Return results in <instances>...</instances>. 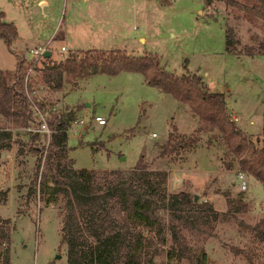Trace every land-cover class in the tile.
Returning a JSON list of instances; mask_svg holds the SVG:
<instances>
[{
	"label": "rangeland",
	"instance_id": "1",
	"mask_svg": "<svg viewBox=\"0 0 264 264\" xmlns=\"http://www.w3.org/2000/svg\"><path fill=\"white\" fill-rule=\"evenodd\" d=\"M47 1L41 7L38 0H0L5 22L18 27V39L10 48L0 40V69L13 74L19 57L29 58L28 50L47 42L53 60L91 50L152 55L170 73L200 76L207 91L225 96L243 133L264 139V55L238 58L225 52L227 25L244 43H249L251 31L226 19L222 3L216 5L219 13L210 18L201 0H136L135 5L133 0ZM62 46L66 51L60 54ZM76 82L57 91L41 89L40 79L31 83L32 99L55 107L50 116L68 124V159L73 169L128 170L142 157L151 170L166 173L167 194L185 190L197 202H209L224 212L225 193H229L248 203L249 212L242 218L246 224L264 216L262 187L247 176L239 180L236 172L225 171L224 148L216 134L199 131V123L186 107L149 86L141 74H97ZM95 117L104 119L105 125L95 123ZM0 130L12 135L9 147L0 152V222H6L11 233L10 264H66V247L60 245V205H46L40 198L43 159L36 177L46 141L42 137L34 141L31 130L2 118ZM170 133L185 140L196 138L198 143L177 155L162 156L160 146ZM159 216L167 220L165 212ZM202 238L213 264H248L233 250L243 249L248 238L235 224L217 223L212 236ZM161 249L158 244L157 250ZM253 252V264H264V247ZM154 264L167 262L156 257Z\"/></svg>",
	"mask_w": 264,
	"mask_h": 264
},
{
	"label": "trees",
	"instance_id": "2",
	"mask_svg": "<svg viewBox=\"0 0 264 264\" xmlns=\"http://www.w3.org/2000/svg\"><path fill=\"white\" fill-rule=\"evenodd\" d=\"M201 1L210 18L219 13L216 5L222 3L226 19L245 24L251 31L249 43H244L227 25V54L238 58L264 55V0ZM4 18L0 13V40L10 48L18 32ZM30 69L35 74L27 85L31 95V83L37 79L40 86L57 91L65 84H76L81 77L141 74L149 86L186 107L199 123V131L216 134L224 148L221 166L225 171L242 173L264 190V139L243 133L232 119L225 96L207 91L200 76H177L160 67L152 55L131 57L118 50L76 52L63 60L50 56L33 67L19 57L13 74L0 69V118L20 128L39 124L25 94ZM46 125L50 135L36 177L43 159L40 198L46 205H60V245L66 247V264H154L156 257L165 258L167 264H213L199 237H211L217 223H233L248 234L246 246L233 249L248 264H253L254 249L264 247V216L255 224H246L242 218L249 206L242 196L233 198L225 193L226 211L218 212L209 202H197L188 191L167 194L166 173L151 170L142 157L128 170L73 169L68 159V124L53 115ZM40 137L47 141L46 135L36 134L32 139ZM11 139L9 131L0 130V152L9 147ZM197 143L196 138L185 140L170 133L160 146V155H177ZM160 212L166 213L167 220ZM6 224L0 222V264H10L11 233ZM158 244L161 250H157Z\"/></svg>",
	"mask_w": 264,
	"mask_h": 264
},
{
	"label": "built area",
	"instance_id": "3",
	"mask_svg": "<svg viewBox=\"0 0 264 264\" xmlns=\"http://www.w3.org/2000/svg\"><path fill=\"white\" fill-rule=\"evenodd\" d=\"M49 45H50V42H47L46 44H44L43 46H40V47H37V48H33V49H30L28 50V53L29 54V58H27L26 56L25 57H22L25 61H27L28 63H30V65L33 67L34 65H38L41 63V61L45 58H43V54L47 51H49ZM66 51V48L65 47H60V54L64 53ZM33 72H32V69H30L28 72H27V75H26V78H25V94H26V97L28 98V100L31 102V105H32V111H33V116L39 121V124L38 126H34L32 125L31 127H33L32 129H30V127L27 128V130H31L34 134H37V135H46V138H47V141H46V146L48 144V140H49V135H50V131L48 130L47 128V120L50 119V113L52 111H56V108L55 107H51V106H47L46 104H44V106L41 108L39 106V103L41 101H36L34 102L32 97H31V93L29 92L28 88H27V85L29 84L30 82V78H33ZM41 89H44L45 87L43 86H40ZM232 119L235 123H237L238 119L236 116H232ZM94 122L97 123L99 126H104L105 125V120L100 118V117H95L94 118ZM68 132V129L66 131V134ZM237 174V177L239 178V180H243L244 179V175L242 173H239V172H236ZM245 188V183L242 182L241 184V189L244 190Z\"/></svg>",
	"mask_w": 264,
	"mask_h": 264
},
{
	"label": "crops",
	"instance_id": "4",
	"mask_svg": "<svg viewBox=\"0 0 264 264\" xmlns=\"http://www.w3.org/2000/svg\"><path fill=\"white\" fill-rule=\"evenodd\" d=\"M79 1H83L84 3H90V2H94V1H97V0H79ZM104 1L105 0H98V2L99 3H104ZM135 2L137 3V1L136 0H133V5H135ZM165 2H167V0H165ZM202 2V1H201ZM201 2H199L200 4H201ZM168 3V2H167ZM46 4H48V1L47 0H38V2H37V5H40L41 7H43V6H45ZM203 4V3H202ZM134 8H135V6H134ZM161 8V7H160ZM0 13H2L4 16H5V18H4V22L6 21V14L5 13H3V12H0ZM12 24H14V23H12ZM14 26L16 27V29H17V32H18V27L14 24ZM140 41L141 42H144L145 40L144 39H140ZM64 47V46H63ZM66 48V47H65ZM179 105V104H178ZM180 107H181V105H180ZM230 112V111H229ZM232 114V113H231ZM235 171H229V173H234ZM227 173V172H226ZM253 180V179H252ZM256 182V181H255ZM257 183V182H256ZM240 188V187H239Z\"/></svg>",
	"mask_w": 264,
	"mask_h": 264
},
{
	"label": "water",
	"instance_id": "5",
	"mask_svg": "<svg viewBox=\"0 0 264 264\" xmlns=\"http://www.w3.org/2000/svg\"><path fill=\"white\" fill-rule=\"evenodd\" d=\"M51 56V53L49 51L45 52L43 54V58H49ZM243 63L245 64V61H243ZM246 65V64H245ZM195 200H197V198H195Z\"/></svg>",
	"mask_w": 264,
	"mask_h": 264
}]
</instances>
